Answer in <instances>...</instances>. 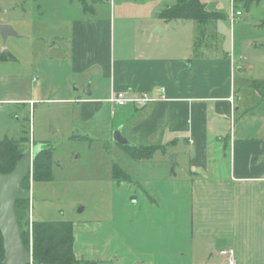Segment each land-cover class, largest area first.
I'll return each mask as SVG.
<instances>
[{
    "label": "crops",
    "instance_id": "obj_1",
    "mask_svg": "<svg viewBox=\"0 0 264 264\" xmlns=\"http://www.w3.org/2000/svg\"><path fill=\"white\" fill-rule=\"evenodd\" d=\"M91 1L90 7L77 5L81 16L70 22L62 70L50 58L53 70L47 82L58 95L44 101L65 105L67 124L84 133L85 139L104 135L90 126L99 122L110 131L119 129L136 147H156L154 153L161 154L164 165L162 171L150 172L155 166L141 160L148 168L145 178L158 177L142 179L134 173V161L123 160V172L130 180L114 182L113 188L128 190L129 197L136 195L130 198L134 209L126 207L132 218L122 213L114 196L110 223L88 222L73 228L75 258L87 264H225L219 252L231 250L235 264H264V112L247 114L260 96L248 89L255 79L238 77L251 68L229 52L218 49L206 56V51L195 50L194 23L160 20V6L155 14L159 21L192 24L191 55L179 56L174 43L152 41L164 30L158 27L161 34H151L155 27L138 26L133 18H142V12L130 0ZM114 10L117 24L111 21ZM42 67L41 63L39 72ZM59 72L63 80L53 84ZM37 84L42 91L41 80ZM23 91L20 85L15 94ZM118 94L146 95L154 101L140 106L116 103ZM26 96L11 99L0 93V111L17 104L28 106L32 115L35 100ZM245 96L250 97L244 100ZM171 143L179 148L175 163L168 161ZM121 220L123 251L114 243ZM152 227L164 228L154 232Z\"/></svg>",
    "mask_w": 264,
    "mask_h": 264
},
{
    "label": "rangeland",
    "instance_id": "obj_2",
    "mask_svg": "<svg viewBox=\"0 0 264 264\" xmlns=\"http://www.w3.org/2000/svg\"><path fill=\"white\" fill-rule=\"evenodd\" d=\"M119 1L123 0H112V3L119 4ZM128 2L136 6V11L142 12V18L137 16L133 18L138 26L143 24L151 29L160 27L164 30V35L155 36L152 41H156L160 45L174 43L175 47L179 49V56L192 54V50H190L192 24L184 22L176 26V22L164 23L159 21L155 15L159 6L163 10L166 6L173 5L175 0H130ZM209 3L215 4V9L217 7L224 17L215 23L216 41L212 36L210 40L202 44L206 47L204 55L215 54L213 52H216V48L219 47V50L225 53L229 52L232 58H239L242 64L245 63L251 68V70L247 69L248 71L242 76L238 75L240 80L252 78L264 81V0L254 2L248 10H244L240 6L238 9L232 10L231 0H216V2L209 0ZM78 4H86L90 7L94 2L91 0H0V27L7 25L16 34L7 36L4 41L0 34V93L11 99L23 97L26 94V97L35 100L31 107L32 115L28 113V106H17V104L3 106V110L0 111V140L19 141L25 138L28 142L20 146L25 152L24 154L30 152L32 147L41 148L43 146L49 150L54 161L51 181L33 182L32 167L28 174L30 213L28 225L26 227L23 225V230L28 231V235L32 220L73 222L77 223L74 224L75 228L80 224H88V222L110 223L113 220L111 205L114 196L117 201L119 200L123 214L128 215L126 207L134 209L130 198H134L136 195L129 197L128 190L125 191L118 186L113 188L114 182L123 184L130 180L128 178L125 182H116L112 177L113 169L117 168L123 172V168H125L123 160L133 162L128 156L123 155V152L121 154L118 151L120 150L118 145L111 140L117 129L110 131L98 122L90 126H94L101 133L105 132L104 135L98 138L90 137V140L85 139L84 133L71 129L70 124H67V107L65 105L61 103L52 105L48 101H44L54 98V94L58 95L49 88L47 82V79L51 80L48 75L49 71L53 70L50 68V58H55V62L61 66L62 70V55L69 50L68 28H70V22L81 16V13L76 9ZM236 10L242 13L241 17H232ZM102 12L108 17L106 7H102ZM117 15H119L118 11ZM114 16L115 10L111 21L117 24L119 17ZM58 45L60 48L55 49ZM41 63L43 65L42 72H39L38 67L41 66ZM21 76L23 77L22 81L16 79ZM26 77L28 79H24ZM32 77L35 78L34 81H32ZM63 77L62 72H59L53 84L58 85ZM37 80H41L44 86L42 91L39 90ZM20 85L24 89L23 93L15 94ZM75 89L76 87L71 90L75 91ZM29 90L31 92H27ZM249 97L245 96L244 100ZM129 143L132 142L129 141ZM142 147L145 150L154 148L152 146ZM167 149L170 152L173 150L170 156L179 154V148L174 149L173 143L167 145ZM160 155L159 152H156L150 160H145L155 166L154 169H149L150 172L162 171L160 165H164V163ZM169 157L168 161H170ZM143 163L144 161L141 162V160L133 162L134 173L137 174V177H142V179L158 178L151 175H147L145 178L148 168ZM124 174L120 179H124ZM136 180V177L132 179L133 182ZM121 190L124 195H120ZM115 209L118 210L117 202H115ZM144 214H147L145 209ZM128 216L132 218V214ZM119 225H124L123 220L116 224L117 241L114 243L119 251H123L126 243L118 231ZM152 228L154 232H157L164 227ZM123 259L125 258L121 257L119 260ZM80 262L87 264L84 261ZM114 262L113 264H115ZM94 264L112 263L95 262Z\"/></svg>",
    "mask_w": 264,
    "mask_h": 264
},
{
    "label": "trees",
    "instance_id": "obj_3",
    "mask_svg": "<svg viewBox=\"0 0 264 264\" xmlns=\"http://www.w3.org/2000/svg\"><path fill=\"white\" fill-rule=\"evenodd\" d=\"M260 0H232L233 8H243L248 10L250 6ZM216 2V0H215ZM158 19L164 21H191L194 23L193 48L195 50L205 51L202 46L206 41L214 36L215 23L223 19L224 15L215 4L209 3V0H175L171 6H166L158 13ZM218 47L216 48V51ZM216 53V52H213ZM227 53V52H226ZM224 55V54H223ZM250 92L257 93L260 96L259 104L253 107L247 114L250 116L264 112V82L250 80L248 89ZM25 134V133H23ZM27 139L22 138L19 141L3 139L0 140V175L10 173L16 163L23 157L24 151L21 144L27 143ZM118 148L133 161L150 160L156 150H145L144 147L121 146ZM54 165L52 156L46 147H41L32 163V181L46 182L51 181V170ZM120 173V175H117ZM124 174L121 170L114 168L112 177L116 182H125L128 176L124 174V179H120ZM29 176V175H28ZM28 176L25 178L22 186L28 187ZM30 213L29 199L18 200L15 203V214L21 231V240L24 247L31 252V264H83L75 258L73 253V222L67 221H33L31 222L29 235L28 231L23 230V225H28V215ZM3 241L0 234V264L3 261Z\"/></svg>",
    "mask_w": 264,
    "mask_h": 264
},
{
    "label": "water",
    "instance_id": "obj_4",
    "mask_svg": "<svg viewBox=\"0 0 264 264\" xmlns=\"http://www.w3.org/2000/svg\"><path fill=\"white\" fill-rule=\"evenodd\" d=\"M161 32L158 27H155L151 34L158 33L160 35ZM0 34L3 41L9 35H16L7 25L0 27ZM112 138L117 145L124 147L132 145L121 136L119 129L113 133ZM38 149L32 147L31 151L24 154L16 163L10 173L0 175V234L4 252L1 264H31L32 262L31 252L24 247L21 240V231L15 214V203L18 200L30 199V190L23 188L22 184L31 171ZM169 160L174 162V156H171Z\"/></svg>",
    "mask_w": 264,
    "mask_h": 264
},
{
    "label": "built area",
    "instance_id": "obj_5",
    "mask_svg": "<svg viewBox=\"0 0 264 264\" xmlns=\"http://www.w3.org/2000/svg\"><path fill=\"white\" fill-rule=\"evenodd\" d=\"M231 7H232V10H234L232 4H231ZM234 16L235 17H241L242 13L240 11H235L232 17H234ZM33 80H35V78ZM161 92L163 93L164 89H161ZM151 101H153V100H151L150 98L146 97V95H143V96L137 98V97H125L124 94H118L115 97V99H114V102H116V103L127 102V103L141 104V105L144 104V103H147V102H151ZM219 254L222 257L225 258V264H235V262L233 260V256H232L233 255V251H231V250H223V251H220Z\"/></svg>",
    "mask_w": 264,
    "mask_h": 264
}]
</instances>
